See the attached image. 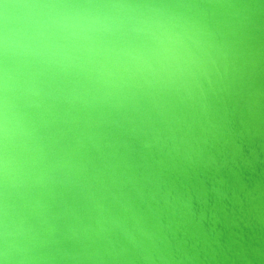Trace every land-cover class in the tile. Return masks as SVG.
Segmentation results:
<instances>
[{"label": "water", "instance_id": "95a60500", "mask_svg": "<svg viewBox=\"0 0 264 264\" xmlns=\"http://www.w3.org/2000/svg\"><path fill=\"white\" fill-rule=\"evenodd\" d=\"M3 264H184L178 262L116 256H65L22 260Z\"/></svg>", "mask_w": 264, "mask_h": 264}]
</instances>
